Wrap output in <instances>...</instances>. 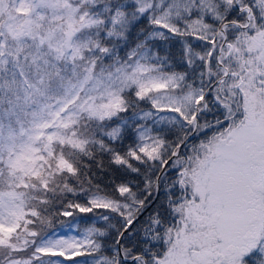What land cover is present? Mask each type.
<instances>
[{
    "label": "snow or ice",
    "instance_id": "obj_1",
    "mask_svg": "<svg viewBox=\"0 0 264 264\" xmlns=\"http://www.w3.org/2000/svg\"><path fill=\"white\" fill-rule=\"evenodd\" d=\"M0 264H264V0H0Z\"/></svg>",
    "mask_w": 264,
    "mask_h": 264
},
{
    "label": "trees",
    "instance_id": "obj_2",
    "mask_svg": "<svg viewBox=\"0 0 264 264\" xmlns=\"http://www.w3.org/2000/svg\"><path fill=\"white\" fill-rule=\"evenodd\" d=\"M82 227H83V225H82Z\"/></svg>",
    "mask_w": 264,
    "mask_h": 264
}]
</instances>
